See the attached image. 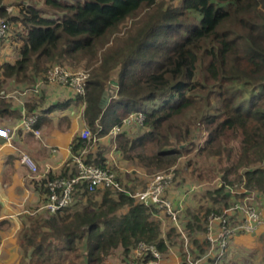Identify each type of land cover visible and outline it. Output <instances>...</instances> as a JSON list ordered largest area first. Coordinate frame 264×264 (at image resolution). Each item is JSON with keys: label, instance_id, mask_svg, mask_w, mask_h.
Returning <instances> with one entry per match:
<instances>
[{"label": "trees", "instance_id": "16d2710c", "mask_svg": "<svg viewBox=\"0 0 264 264\" xmlns=\"http://www.w3.org/2000/svg\"><path fill=\"white\" fill-rule=\"evenodd\" d=\"M25 1L0 0V16L21 43L19 58L0 65V89L2 77L34 83L57 65L90 69L86 96H75L86 105L84 120L94 138L143 113V126L116 137L125 159L155 175L196 151L200 159H216L222 181L217 197L226 199L225 188L237 183L264 195V0H43V7ZM10 5L17 14L8 13ZM18 24L22 31L12 28ZM92 145L75 136L72 173L62 177L77 175L74 157H80L121 180L103 150L94 153ZM205 210L209 217L204 207L199 213ZM156 212L128 193L108 187L89 193L81 182L70 207L24 232L23 247H32L42 264H106L116 251L128 264H153L151 253L133 261L131 252L145 244L163 256L177 239L183 264L190 254L207 253L208 241L185 246L175 229L163 238L161 222L152 219ZM194 215L183 227L188 235L201 229Z\"/></svg>", "mask_w": 264, "mask_h": 264}, {"label": "crops", "instance_id": "0c3cea01", "mask_svg": "<svg viewBox=\"0 0 264 264\" xmlns=\"http://www.w3.org/2000/svg\"><path fill=\"white\" fill-rule=\"evenodd\" d=\"M31 3L34 2L32 0L24 2L25 5ZM7 11L9 14H17V8L13 5L8 6ZM12 28L18 31L24 29L21 24L14 25ZM13 36L10 33L7 40L0 42V65L14 63L19 58L18 48L21 43L13 40ZM1 82L0 128L15 129L23 117L36 115L38 117L36 128L40 130L41 136L37 138L33 133L19 128L15 129L10 143L0 138V264H42L37 257H33L32 247L28 250H26L27 247H23V234L31 229L33 222L50 215L43 209L47 197L46 182L50 178L69 176L72 173L73 165L69 163L72 157L71 147L75 136L87 127L84 120L86 105L77 101L72 88L58 83H46L36 94L34 91H28L34 88L36 81L19 83L15 79L2 77ZM112 83L117 85L115 81ZM136 127L138 126L125 127L123 132L130 133ZM116 139L109 135L99 138L93 143L92 151L95 153L102 149L104 156L108 157L109 164L119 170L122 182L139 192L142 190L138 185L142 182L139 177H146L142 184L146 183L147 186L151 181L150 177L145 169L135 165L136 161L123 157L118 150ZM22 153L31 158L38 168L37 172H33L28 165L21 162ZM196 153L194 151V155L190 158L186 155L180 158L174 169L175 180L167 191V198L179 211L180 224L185 228L191 223L192 214L199 219L200 213L195 211L202 207L211 210L210 213L222 211L217 206L224 199L217 197L214 193L222 186L219 177L213 175L210 178L201 177L205 174V170L194 160L198 157ZM189 159L193 163L189 164ZM181 162L182 165H180ZM244 191L245 189L241 188V191L236 192L241 201L247 197ZM255 193L258 194L255 206L264 217V195ZM224 194L225 202L228 199H235L227 188ZM215 197L219 198L218 201L213 199ZM152 219L161 222L163 238L167 239V234L172 229L178 232L175 224L164 212L157 211ZM214 225L216 227L213 230L216 233L219 225L217 222ZM43 231L48 232L49 229L44 228ZM206 231L209 232V227ZM190 233L196 236V230ZM201 235H199L201 238L196 236L195 239L207 241L205 236ZM263 248L264 224L254 232L241 233L234 237L227 257L219 263L240 264V261L248 260V256L256 252L261 253ZM198 255L197 252L192 254L196 259L203 258L206 254ZM162 257L163 264H183L185 259L180 245H170V243L168 253ZM140 258L137 249H134L131 252V260ZM128 260L125 259L122 251H116L106 264H128ZM201 264H209V262L204 260Z\"/></svg>", "mask_w": 264, "mask_h": 264}, {"label": "built area", "instance_id": "2783aa9c", "mask_svg": "<svg viewBox=\"0 0 264 264\" xmlns=\"http://www.w3.org/2000/svg\"><path fill=\"white\" fill-rule=\"evenodd\" d=\"M10 11V10H9ZM10 26L6 19L0 17V42L8 38ZM90 78V72L86 70L72 71L63 66H54L50 68L46 74L39 76L33 89L38 94L46 83H58L62 86H68L74 92L82 97L86 96V82ZM27 91V92H28ZM145 116L143 113H132L124 121L122 126H116L110 130L109 136L116 138L124 131L125 127L131 125L143 126ZM38 117L25 116L18 126L15 128L22 129L26 132L33 133L35 137L40 138L41 132L37 129ZM15 129L0 128V138L10 143L15 134ZM83 140L92 141L95 143L96 138L93 137L91 130L86 127L80 132ZM87 149L85 150V152ZM21 162L28 165L33 172H37L38 168L33 163L31 158L22 153ZM74 162L77 164V175L71 179L65 177H56L48 182V196L46 197L43 209L49 214H56L68 207L74 202V196L77 191V186L81 182H85L89 193H93L101 187H108L117 192L128 193L137 201L143 203L147 207H154L157 211L164 212L167 217L175 224L178 231L181 233L185 242V246L190 243V237L180 224L179 211L176 210L172 202L165 197L166 192L172 186L175 180L174 169L158 173L153 176L148 186L139 192H127L117 174L111 169H102L95 166L86 165L80 157H74ZM229 191H235L237 186H227ZM242 189H245L246 198L244 201L233 203L226 208L222 214L212 212L209 216V233L207 241L209 249L203 258L195 259L191 254L187 257L188 264H201L202 261L210 257L216 259L215 264L223 261L229 252L231 241L241 233L254 232L260 225L264 224V217L255 207V197L242 184ZM254 192V191H253ZM219 225L218 231H213L214 223ZM139 256L145 253H151L155 259L153 264H163V257L155 246H147L140 244L137 248Z\"/></svg>", "mask_w": 264, "mask_h": 264}, {"label": "rangeland", "instance_id": "374dc122", "mask_svg": "<svg viewBox=\"0 0 264 264\" xmlns=\"http://www.w3.org/2000/svg\"><path fill=\"white\" fill-rule=\"evenodd\" d=\"M32 2H34V4H36V5H38L39 7L41 6H43V0H32ZM79 70H86V71H88V72H90V75H91V71H90V69H87V68H85V69H79ZM78 70V71H79ZM111 85L113 86H117V85H115V84H113V83H111ZM111 86V87H112ZM106 105L108 104V103H105ZM205 135V132H204V130L202 129L200 132H199V139H198V143L199 142H202V137ZM201 144V143H200ZM138 151H140V149L138 150ZM194 155V152H192L191 154H189V155H186V156H188V158H190L191 156H193ZM183 157V156H182ZM181 157V158H182ZM194 160L197 162V165H198V163L204 168V172H205V175L204 176H208V178H210L211 177V175H213V176H217V177H219L220 175H219V172H218V170L216 169V159L215 160H207V159H199L198 157H195L194 158ZM135 165H137V166H139L138 165V163H135ZM180 165H182V162L180 163ZM159 173H163V172H159ZM135 174H136V172H135ZM156 174H158V173H156ZM155 174V175H156ZM140 175V174H139ZM138 175V176H139ZM148 175H149V177H150V179H149V177H148V179L149 180H151L152 178H153V176H154V174H149L148 173ZM130 176V175H129ZM176 177H177V175H176ZM220 178V177H219ZM139 179H141L142 180V182L141 183H139L138 185L140 186V188L143 190V189H145L146 188V183L145 184H142L143 183V181H144V179H146V177H139ZM148 182V181H147ZM241 185L242 184H236L235 186H237V188H235V191L236 192H239V191H241ZM142 186V187H141ZM141 190V191H142ZM254 191V192H253ZM134 192H136V191H134ZM249 192H251V194L252 195H254V197H255V200H256V202H257V199H256V195H258V194H256L255 192H258L257 190H252V191H249ZM230 193L233 195V197H235V199L234 200H231V199H228V201L227 202H225V200L223 199V200H221L220 202H219V205L217 206V208L219 207V209L220 210H222V211H224L226 208H228V207H230L233 203H235V202H238V201H241V198L240 197H238L237 195V193H235L234 191H230ZM242 201H243V199H242ZM222 207H224V209H221ZM256 207V206H255ZM208 210V209H207ZM199 212V210H196L195 211V213H198ZM205 213H206V210L204 211V212H201L200 214H198V215H200V222H199V224H200V226H201V229H196V236L197 237H199V235L200 234H202L201 236H205V238L207 239V235H208V233H207V231H206V229L208 228V226H209V217H206V215H205ZM214 227H216L215 225H214ZM214 227H213V229H214ZM215 230V229H214ZM213 230V231H214ZM206 231V232H205ZM196 236H194V233L193 234H191V235H189V237H190V243L191 242H193L194 240H195V237ZM199 238H201V237H199ZM197 240V239H196ZM198 240H202V239H198ZM176 241H178L177 242V245H178V243H179V240L177 239ZM209 249V248H208ZM264 249V248H263ZM261 250V253H259V254H257V252L255 253V254H252V256L250 255V256H248V260L247 259H245V262H243V261H240L239 263L240 264H260V259H262L261 260V264H263V261H264V250ZM111 264V263H110ZM219 264H221V263H219Z\"/></svg>", "mask_w": 264, "mask_h": 264}, {"label": "water", "instance_id": "95a60500", "mask_svg": "<svg viewBox=\"0 0 264 264\" xmlns=\"http://www.w3.org/2000/svg\"><path fill=\"white\" fill-rule=\"evenodd\" d=\"M111 88L117 90L116 86H112ZM106 102H107V100L104 99L102 103L105 104ZM184 147L185 146H180L181 149H183Z\"/></svg>", "mask_w": 264, "mask_h": 264}]
</instances>
